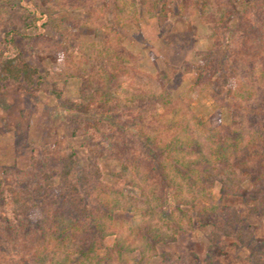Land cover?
<instances>
[{"label":"rangeland","instance_id":"374dc122","mask_svg":"<svg viewBox=\"0 0 264 264\" xmlns=\"http://www.w3.org/2000/svg\"><path fill=\"white\" fill-rule=\"evenodd\" d=\"M198 2L0 0V43L13 29L11 13L23 8L36 12V29L29 31V38H20L19 46L25 59L42 75L40 88L28 87L24 82H0V180L6 195L9 188L17 187L19 173L31 172L48 176L44 186L55 195L60 182L56 172L60 158L67 156L70 147L75 148L82 168L92 164L88 145L105 141L111 125L106 119L101 124L88 122L73 136V129L78 127L74 118H82L79 105L91 114L116 113L130 124L128 131L142 130L151 141L153 81L149 77L164 75V87L181 106L173 121L178 127L155 134L161 146L172 145V158L166 154L164 163L178 188L168 191V199L159 200L163 186L144 161L146 155L135 143L120 140V146L127 145L122 153L99 160L106 173L95 196L110 211L99 227L104 246L98 242L84 259L80 252L83 242L65 235L69 220L60 217L59 232L47 235L53 248L45 257L42 255L44 264H67L68 259L72 261L69 264H162L189 253L198 257L197 264H207L214 227L209 220L197 216L193 207L209 208L210 214L225 207L238 208L246 215V223L255 227L258 242L264 243V214L248 213L246 196L236 189L238 181H242L241 188H251L250 181L244 180L241 169L234 164L251 137L227 150L221 160L204 153L203 157H211L219 168L220 177L214 185L201 189L198 183L191 186L171 165L174 161L186 168L202 157L179 148L187 140H200L206 149H214L209 140L212 132L208 131L219 128L220 123H230L233 115L231 109L214 100V90L208 83L195 88L198 68L204 55L215 47L216 21L227 4L226 0H210L202 15ZM235 5L243 9L246 0H237ZM107 8L114 9L116 15L108 13ZM119 47L131 53L136 62L125 60L113 70L107 65L106 49L117 52ZM134 67L149 77L126 73V68ZM238 68L244 86L236 93V100L242 105L238 109L246 115L264 97V71L259 64L253 70L245 63ZM109 73L113 74V82L109 81ZM160 111L164 113V109ZM166 112L173 115L172 109ZM170 115L166 121H172ZM183 116L191 119L189 126L183 125ZM0 217L11 218L6 201L0 203ZM154 237V242L159 239L156 245L150 244ZM84 240L88 242L86 237ZM212 264L254 263L250 248L225 239L216 249Z\"/></svg>","mask_w":264,"mask_h":264},{"label":"trees","instance_id":"16d2710c","mask_svg":"<svg viewBox=\"0 0 264 264\" xmlns=\"http://www.w3.org/2000/svg\"><path fill=\"white\" fill-rule=\"evenodd\" d=\"M226 1L227 4L223 5L222 14L216 21L215 47L204 55L198 68L195 88L208 83L214 90V100L223 108L232 110V120L230 123H220L219 128L212 127L208 131L212 132L209 140L214 149H206L200 140H187L179 148L187 150L190 154H200L202 157L190 162L186 168H182L174 161L171 165H175V169L184 178L186 177L191 186L198 183L200 184L198 188L201 189V187L214 185L220 177L219 168L211 157H203L204 153H210V156L221 160L227 150L238 146L242 139L251 137L242 155L234 160L235 168L241 169L244 180L250 181L251 188L249 190L241 188L242 181H238L236 189L246 196L244 204L248 213L263 215L264 97L260 98L244 115L238 109L242 105L237 103L236 93L241 92L244 86L240 79L239 64L245 63L252 70L259 64L264 71V0H246L247 6L243 9L236 7L237 0ZM200 2L201 0L198 2L199 11L204 15L210 0ZM106 11L116 15L114 9L107 8ZM11 14V20L14 22L13 29L7 32L6 41L0 43V82H24L28 87L40 88L42 75L34 64L25 59L19 46L20 38H29V31L36 29L39 18L36 12L28 8ZM111 51L106 49L107 65L109 64L110 69L115 70L125 60L136 62L135 57L123 47H119L117 52ZM126 73L143 78L149 77L135 67L126 68ZM109 79L113 82L112 73H109ZM149 79L153 81V141L142 130L138 133L128 131L130 124L125 123L116 113L104 115L93 112L91 114L84 111V105H79L82 112L79 115H82V118L77 117L78 115L74 118V124L78 127L73 129V136H76L86 123L101 124L104 119L109 121L112 130L105 135V141L88 145L89 158L92 161L88 168L80 166L75 148L70 147L67 156L60 158L56 171L60 182L55 195L44 186V180L48 176H35L32 172L19 173L17 187L9 188L7 195L2 190L3 184L0 180V203L6 201L11 211V218L0 217V264H44L46 261L42 259V255L45 257L44 255L53 248L47 235L51 231L59 232L60 217H68L69 220L65 235L74 236L75 239H79V242H83L80 252L84 259H87L86 257L98 242L101 247L104 246L103 231L99 227L102 218L108 216L110 211L105 210L95 196L106 173L99 160L122 153L127 147L124 143L123 147L120 146L119 142L122 139L135 143L146 155L144 161L149 164L153 177L160 180L163 186L159 200L168 199L169 192L178 188L164 163L166 154L172 158V145L161 146L162 141L157 140L155 134L157 132L162 134L166 129L178 127L173 121L179 116L181 106L171 98L164 87L163 82L166 80L164 75L149 77ZM161 109H164V113H161ZM169 109H172L173 115H170L171 112H166ZM169 115L172 121H166ZM183 117H186L183 119V125L187 123L189 126L191 119L187 116ZM193 119L198 124L201 123L199 119L195 117ZM245 122H247L246 125ZM236 126L242 129L236 130ZM193 172L196 174H192ZM221 181L223 184L226 183L223 179ZM193 210L202 220H209L214 227L209 239L211 245L206 254L207 264H212L216 249L225 239H234L239 244L247 246L251 250V261L254 264H264V243L258 242L255 227L246 223V215L238 208L225 207L216 214H210L209 208L201 210L199 207H193ZM85 237L88 242H85ZM64 238L66 237L63 236L62 240ZM154 240L155 237L153 240L150 238V244L156 245L159 241V239L156 242ZM103 259L100 260L103 261ZM66 262L69 264L72 261L68 259ZM197 263L198 257L194 253H189L180 259L170 258L162 264Z\"/></svg>","mask_w":264,"mask_h":264}]
</instances>
